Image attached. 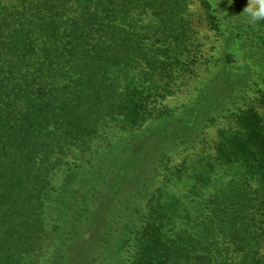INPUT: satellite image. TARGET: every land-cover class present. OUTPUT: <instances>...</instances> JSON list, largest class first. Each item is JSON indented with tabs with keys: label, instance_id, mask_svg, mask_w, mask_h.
<instances>
[{
	"label": "trees",
	"instance_id": "1",
	"mask_svg": "<svg viewBox=\"0 0 264 264\" xmlns=\"http://www.w3.org/2000/svg\"><path fill=\"white\" fill-rule=\"evenodd\" d=\"M191 1L0 0V264H264V19Z\"/></svg>",
	"mask_w": 264,
	"mask_h": 264
},
{
	"label": "rangeland",
	"instance_id": "2",
	"mask_svg": "<svg viewBox=\"0 0 264 264\" xmlns=\"http://www.w3.org/2000/svg\"><path fill=\"white\" fill-rule=\"evenodd\" d=\"M247 5L248 0H245ZM189 9L193 14V26L197 33V39L199 40L201 55H202V63L214 61L216 57H218L221 49V38L213 31L209 30V26L207 20L203 15V10L201 8L200 0H192L189 4ZM205 69V67H202ZM205 76L202 75L199 77L197 83L187 82L185 85L181 87V91H179L175 96L168 98L163 101L168 108L174 110L184 111L183 107H186L192 100V98L196 95V86L202 82ZM257 108L259 111L264 112V103H257ZM181 112V113H182ZM220 126L210 127L203 134H201V139L204 140L203 145L213 146L217 138V129ZM264 252V249L262 250Z\"/></svg>",
	"mask_w": 264,
	"mask_h": 264
},
{
	"label": "clouds",
	"instance_id": "3",
	"mask_svg": "<svg viewBox=\"0 0 264 264\" xmlns=\"http://www.w3.org/2000/svg\"><path fill=\"white\" fill-rule=\"evenodd\" d=\"M243 11L250 22L255 23L264 19V0H248L247 6Z\"/></svg>",
	"mask_w": 264,
	"mask_h": 264
}]
</instances>
